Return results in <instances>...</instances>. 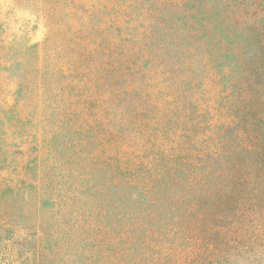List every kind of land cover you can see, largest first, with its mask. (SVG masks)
Listing matches in <instances>:
<instances>
[{
	"label": "rangeland",
	"instance_id": "1",
	"mask_svg": "<svg viewBox=\"0 0 264 264\" xmlns=\"http://www.w3.org/2000/svg\"><path fill=\"white\" fill-rule=\"evenodd\" d=\"M0 264H264V0H0Z\"/></svg>",
	"mask_w": 264,
	"mask_h": 264
}]
</instances>
